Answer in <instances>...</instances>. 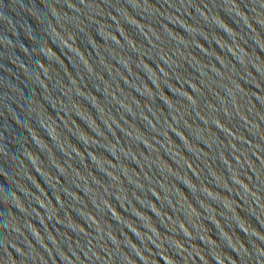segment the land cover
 <instances>
[{
	"label": "water",
	"instance_id": "obj_1",
	"mask_svg": "<svg viewBox=\"0 0 264 264\" xmlns=\"http://www.w3.org/2000/svg\"><path fill=\"white\" fill-rule=\"evenodd\" d=\"M0 264H264V0H0Z\"/></svg>",
	"mask_w": 264,
	"mask_h": 264
}]
</instances>
